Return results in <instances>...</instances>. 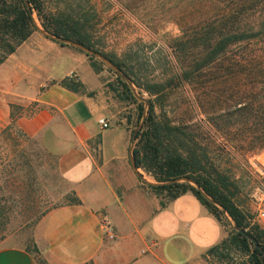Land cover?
I'll return each mask as SVG.
<instances>
[{"label":"trees","instance_id":"1","mask_svg":"<svg viewBox=\"0 0 264 264\" xmlns=\"http://www.w3.org/2000/svg\"><path fill=\"white\" fill-rule=\"evenodd\" d=\"M107 1L153 34L160 22L176 26L177 35L164 42L170 67L159 76L135 52L116 54L104 49L94 28L99 22L94 3L88 11L80 7L51 10L43 0H0V63L36 29L33 15L52 41L83 53L93 72L101 70L99 59L59 40L79 44L111 63L138 93L147 95L146 116L132 141L130 156L135 168L153 180L145 187L158 207L190 192L222 225L215 204L219 205L259 248L230 228L201 258L264 264V231L251 224L233 202L236 186L227 170L232 161L241 162L264 149V0ZM120 74L114 71L118 86L133 99ZM58 84L74 92L81 90L72 75ZM183 88L191 98L188 109L203 116L212 132L191 116L178 122L167 116L163 108L167 96ZM137 107L139 115L142 107ZM70 194L67 205L78 204L74 193Z\"/></svg>","mask_w":264,"mask_h":264},{"label":"crops","instance_id":"2","mask_svg":"<svg viewBox=\"0 0 264 264\" xmlns=\"http://www.w3.org/2000/svg\"><path fill=\"white\" fill-rule=\"evenodd\" d=\"M71 75L80 91L58 84ZM101 85L83 53L38 27L0 63V123L19 106L15 127L55 158L79 201L36 222L37 251L49 264H199L226 236L223 226L190 192L158 207L131 168L128 132L110 127ZM0 264L38 263L22 247L3 246Z\"/></svg>","mask_w":264,"mask_h":264},{"label":"rangeland","instance_id":"3","mask_svg":"<svg viewBox=\"0 0 264 264\" xmlns=\"http://www.w3.org/2000/svg\"><path fill=\"white\" fill-rule=\"evenodd\" d=\"M43 1L51 10H76L80 7L88 11V7L94 3L99 16V22L94 28L97 36L103 40L106 51H113L116 54L135 52L139 58L147 60L149 70L151 69L152 74L156 76H159L163 69L170 67V63L167 62L170 61V54L164 42L178 33L173 23L167 21L158 23V30L153 34L139 21L121 13L116 5H110L107 0ZM33 20L35 26L40 28L35 15ZM100 61L102 67L98 73L110 127H123L131 139V134L146 116L147 95L143 91L138 93L132 84L128 85L123 79L131 89L133 99L126 97V91L117 84L114 70L107 62ZM190 99L186 89L176 90L167 96L163 108L174 122L191 116L203 127L205 125L203 116L196 110L188 109ZM139 105L142 111L138 115ZM19 109L17 105L10 106L11 118L18 115ZM11 118L0 123V247H22L33 255L38 264H49L37 251L32 230L36 222L49 210L67 205L73 191L62 177L55 158L45 153L37 140L25 137L15 127ZM208 129L212 132L210 128ZM227 170L233 176L236 186L233 202L245 212L251 224L258 225L257 213L264 209V149L256 154L247 155L241 162L232 161ZM133 172L144 186L148 181L153 183L151 177L140 169ZM219 210L223 228L228 232L234 224L226 213L220 208ZM231 256L234 262L238 261L236 254ZM199 264L229 263L226 260L219 261L206 257L202 258Z\"/></svg>","mask_w":264,"mask_h":264},{"label":"water","instance_id":"4","mask_svg":"<svg viewBox=\"0 0 264 264\" xmlns=\"http://www.w3.org/2000/svg\"><path fill=\"white\" fill-rule=\"evenodd\" d=\"M44 33H45V32H44ZM45 34H46L49 38H51L50 35H48L47 33H45ZM59 41H60V42H64V43H66L67 45L74 46V47L78 48L79 50H82V51L86 52V53L89 54V55L95 56V57L99 58L100 60L107 62V63L110 65V67H111L115 72H117L118 74H120V72L118 71L117 68H115L111 63H109L107 60L103 59V58L100 57L98 54L94 53L93 51H91V50H89V49H87V48H85V47H83V46H81V45H79V44H76V43L70 42V41H62V40H59ZM120 75H121V74H120ZM121 76H122V75H121ZM122 78L128 83V85L131 84L130 81H129L128 79H126V78L123 77V76H122ZM142 121H143V118H142V120H141V123H140V124L138 125V127L136 128L135 132H133V133L131 134V143H132V141H133V139H134V137H135L136 132L139 130L140 126L142 125ZM129 161H130L131 168H132L134 171H136V168H135V166H134V164H133V160H132L131 156H129ZM137 174H138V173H137ZM138 177H139V174H138ZM214 204H215V203H214ZM215 205H216L217 207H219V205H217V204H215ZM219 208H220V207H219ZM220 209H221V208H220ZM221 210H222V212H224L223 209H221ZM224 213H225V212H224ZM232 228H233L234 230L240 232V233H241L243 236H245L246 238H248L249 241L253 244V247H255V248H259V245L256 243V241H255L251 236H249L244 230H242V229L236 227L235 225H232ZM261 253L264 255V251L261 250Z\"/></svg>","mask_w":264,"mask_h":264},{"label":"built area","instance_id":"5","mask_svg":"<svg viewBox=\"0 0 264 264\" xmlns=\"http://www.w3.org/2000/svg\"><path fill=\"white\" fill-rule=\"evenodd\" d=\"M100 123H101V126L102 127H106L107 124L106 122H104L103 120H100ZM256 223L258 225H260V227L262 228V230L264 231V209L263 210H260L258 213H257V216H256ZM102 230H103V235L106 237V238H109V239H112L113 238V232H112V228L111 226L103 221L102 222Z\"/></svg>","mask_w":264,"mask_h":264}]
</instances>
